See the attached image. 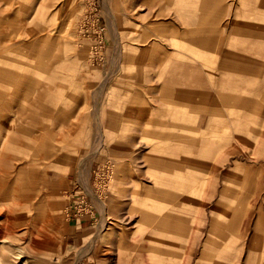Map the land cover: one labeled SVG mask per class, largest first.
Segmentation results:
<instances>
[{"label": "rangeland", "instance_id": "rangeland-1", "mask_svg": "<svg viewBox=\"0 0 264 264\" xmlns=\"http://www.w3.org/2000/svg\"><path fill=\"white\" fill-rule=\"evenodd\" d=\"M187 47L233 100L125 116ZM0 117L10 264H264V0H0Z\"/></svg>", "mask_w": 264, "mask_h": 264}, {"label": "crops", "instance_id": "crops-1", "mask_svg": "<svg viewBox=\"0 0 264 264\" xmlns=\"http://www.w3.org/2000/svg\"><path fill=\"white\" fill-rule=\"evenodd\" d=\"M187 48L192 52L194 51L195 57L193 58L196 59L194 60V63H196L198 60L196 56L197 52L194 50L193 47H187ZM172 51L173 53H171ZM172 51H168V52L162 51L163 56H161L158 50L157 51L158 55L155 56V58L152 56L154 65L157 68H159L158 74L156 78L154 79V81L155 80L158 81V84L161 83V88L159 90L157 89V93H154L153 89L149 87V91L151 90L150 91L151 93H146L145 91H141L140 94L136 93L129 97L124 94H120V95L117 94L116 99L120 100L123 106L125 105L124 111H123V114L125 116L129 113H141V117H142V114L144 113L148 114L150 111L148 100H172L173 103L175 104V108H176V100H179L181 102H183L182 100H190L189 102L192 103V100H199L200 96L205 97L206 100H233L232 99L233 97L230 94V91L228 89L229 87H227L226 85L223 86V84H221L220 82H217V85H215L214 83L215 81L214 80L215 78L213 75V73L215 72L214 71L215 70L214 56L208 57V61L210 64H209V70H208L209 72H207V70L205 71V73L207 74L206 78L202 75L201 73L202 71L198 69L197 63L196 64L189 63V64H182V65L174 64L170 67L168 66L167 68L169 69L168 73L167 71H165L164 73L160 74V68L161 69L165 68L166 57H175L176 55L179 54L176 52V55H175L174 54L175 51L174 50ZM214 53L215 52H213V54ZM189 57L192 58V55H190ZM211 77L213 78L212 80H211ZM146 81H149L148 76H146ZM155 94H157L158 96H154ZM153 111L159 112L158 109L151 110V112ZM171 111H172L171 116L173 117L175 115V121L179 120L181 122L185 120V123L188 122L189 125H192L194 127L193 130H197L198 127L196 128V126L201 125V123H199V120L197 119V116L195 114L193 115L191 114L188 117H182V115L178 117L176 115L177 114L176 111L174 110H171ZM162 113L166 114L165 109H163ZM215 124L217 126H222L218 123H211L210 128L214 127Z\"/></svg>", "mask_w": 264, "mask_h": 264}, {"label": "bare ground", "instance_id": "bare-ground-1", "mask_svg": "<svg viewBox=\"0 0 264 264\" xmlns=\"http://www.w3.org/2000/svg\"><path fill=\"white\" fill-rule=\"evenodd\" d=\"M199 6V5H198ZM218 9V8H217ZM228 13V12H227ZM262 13V12H261ZM227 16V15H226ZM229 16V15H228ZM206 23V22H205ZM200 25V24H199ZM202 25H203V23H202ZM206 26V25H205ZM5 47V46H4ZM231 48V47H230ZM234 49H236V48H234ZM201 50H203V49H201ZM238 50V49H237ZM181 52V51H180ZM185 52V51H184ZM171 53H173V51L171 52ZM170 54V53H169ZM175 55H176V52L174 53ZM190 54V53H189ZM253 54V53H252ZM185 55V54H184ZM172 56H174V55H172ZM185 56H187V55H185ZM190 56V55H189ZM182 57V56H181ZM180 57V58H181ZM184 57V56H183ZM193 57H195V56H193ZM192 57V59H194ZM215 57V56H214ZM174 59V58H173ZM182 59V58H181ZM184 59V58H183ZM196 60V59H195ZM199 60V59H198ZM180 62V61H179ZM193 62V61H192ZM200 62V61H199ZM187 63V62H186ZM193 64H196V63H193ZM204 64V63H203ZM200 65V64H199ZM208 66V65H207ZM211 67V66H210ZM214 67V66H213ZM206 68V67H205ZM209 69H207V72H209L208 71ZM198 71V70H197ZM214 71H216V70H214ZM213 72V71H212ZM218 72V71H217ZM229 72V71H228ZM216 73V72H215ZM220 73V72H219ZM209 75H210V73H209ZM173 76V75H172ZM210 78V77H209ZM213 78L211 77V80H212ZM215 80V79H214ZM213 80V81H214ZM219 80V79H218ZM214 83H215V85H217V79H216V81H214ZM225 83V82H224ZM197 84V83H196ZM196 84H195V86H196ZM191 86H192V84H191ZM198 86V85H197ZM203 87H205V86H203ZM207 87H208V85H207ZM228 87V86H227ZM220 88V87H219ZM192 90V89H191ZM232 92V91H231ZM234 92V91H233ZM194 102V101H193ZM238 117V116H237ZM1 118V117H0ZM216 125V124H215ZM214 126V125H213ZM2 127H3V124L2 123H0V129H2ZM213 128V127H212ZM216 129H217V127H215ZM214 129V128H213ZM213 129H211V130H213ZM217 131V130H216ZM47 133V132H46ZM43 135V134H42ZM218 135V134H217ZM222 138V137H221ZM13 140V139H12ZM16 141H17V139H15ZM45 140H46V138H45ZM48 140V139H47ZM19 142H20V140H19ZM47 142V141H46ZM42 143V142H41ZM45 143V142H44ZM15 144V143H14ZM17 144V143H16ZM23 144H26V143H23ZM19 145H21V143L19 144ZM31 145V144H30ZM45 145V144H44ZM26 146V145H25ZM33 148V147H32ZM35 148V147H34ZM43 150V149H42ZM37 152V151H36ZM40 152V151H39ZM38 152V153H39ZM44 153V152H43ZM37 154V153H36ZM31 155V154H30ZM44 155H45V153H44ZM38 157V156H37ZM50 157V156H49ZM53 157V156H52ZM51 158V157H50ZM64 159V158H63ZM60 161V160H59ZM31 162V161H30ZM198 162V161H197ZM32 167V166H31ZM9 168H11V167H6L5 165H1V163H0V197L3 199V200H5L6 199V193H12V194H17V187H15L14 185L12 186V187H4V186H2L1 185V183H3L5 180H6V178H5V175L9 172ZM19 168V167H18ZM6 170V171H5ZM3 171H5L4 173H3ZM10 176V175H9ZM13 176V175H12ZM10 181V180H9ZM8 181V182H9ZM33 183V182H32ZM16 185V184H15ZM224 190V189H223ZM41 192V191H40ZM39 192V193H40ZM38 193V194H39ZM11 194V195H12ZM26 196V195H25ZM34 196V195H33ZM226 196V195H225ZM6 201V200H5ZM7 202L9 203V201L7 200ZM258 202V201H257ZM15 204H17V202H15ZM19 206H21V203H19ZM17 208H18V206H17ZM3 210H4V205H3V203L2 204H0V216H2V214H3ZM29 210V209H28ZM26 211V210H25ZM17 213H19L20 214V218H21V221L19 222V224L21 225L22 223H23V221L24 220H27V218L29 219V217L26 215V214H23L24 213V210H22V208L20 207V208H18V210H14V211H9L7 214H6V217L2 220V219H0V231H2L3 230V234H0V247L1 246H13V248L14 249H17V236H16V234H15V232H16V227H17V218H18V216H17ZM30 215H31V213H30ZM30 220V219H29ZM32 220V219H31ZM24 224V223H23ZM28 231H30L29 229H27V232ZM256 231V230H255ZM24 233V234H28V233ZM213 234V233H212ZM209 236V235H208ZM258 236V235H257ZM263 236V235H262ZM21 237V236H20ZM262 238H264V237H261V239ZM30 241H31V247L29 248V249H31L29 252H34V250H37V247H36V244H34V242H35V240L37 239V236L35 235V232L34 231H32V232H30ZM262 241H263V239H262ZM261 241V242H262ZM257 242V241H256ZM41 246V245H40ZM39 247V246H38ZM5 248L6 247H4L3 249H4V251H5ZM19 249H22L20 246L18 247ZM41 248V247H40ZM258 248V247H257ZM10 250L11 252H12V254H13V256H14V259H15V261L13 262V264H17V251L16 250ZM168 249V248H167ZM170 253V252H169ZM165 255V254H164ZM0 264H10L8 261H7V259H6V257H4V255L2 254V252H0Z\"/></svg>", "mask_w": 264, "mask_h": 264}]
</instances>
